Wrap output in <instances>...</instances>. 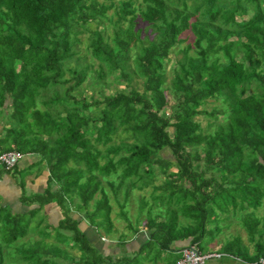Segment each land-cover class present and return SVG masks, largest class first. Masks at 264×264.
I'll use <instances>...</instances> for the list:
<instances>
[{
  "label": "trees",
  "instance_id": "obj_1",
  "mask_svg": "<svg viewBox=\"0 0 264 264\" xmlns=\"http://www.w3.org/2000/svg\"><path fill=\"white\" fill-rule=\"evenodd\" d=\"M84 31L92 62L70 69L82 60ZM115 72L125 88L103 94ZM88 75L85 97L78 89ZM0 122V155L20 156L0 173L23 156L46 173L41 194L20 195L35 206L13 214L0 206V264H175L188 246L220 255L203 264L263 257L264 215L255 212L264 205V0H0ZM135 190L140 211L130 222L125 202ZM51 202L63 218L42 227L38 213ZM235 214L252 252L238 235L205 252L204 239ZM84 221L119 253L100 252ZM138 223L145 237L126 251Z\"/></svg>",
  "mask_w": 264,
  "mask_h": 264
},
{
  "label": "rangeland",
  "instance_id": "obj_2",
  "mask_svg": "<svg viewBox=\"0 0 264 264\" xmlns=\"http://www.w3.org/2000/svg\"><path fill=\"white\" fill-rule=\"evenodd\" d=\"M111 14V11H108L107 12V15ZM250 15V13L247 14V17L248 18ZM126 23H123V25H125ZM94 25L91 24L90 25V29L92 28L93 29ZM110 24H108V22H103L102 25L100 26V30L103 31V32H106L108 35L110 34V31H111V28H110ZM150 30V29H149ZM147 33H144L142 32L140 35H141V38H143ZM87 36H88V32H82L78 35V38L80 39V43L76 46V49L79 51L78 53V56H81L82 60H80L79 62L75 63L74 61H70L67 65L68 68L70 69H73L74 67L76 66H80V65H84V64H87V63H91L92 62V59H91V56L89 55V52L87 51V49L85 48V44H86V40H87ZM151 37V36H150ZM184 43H182L180 46H183ZM180 55H176V56H173V55H170V60H169V63H167V65L165 66L166 69L168 70L173 61L175 60V57H179ZM95 64L96 62L94 63V67H95ZM117 75V72L111 74V75H106L105 76V86H104V90H103V94H108L114 90H123L125 87H124V84L123 82L121 83H115L114 82V77ZM90 76H92L90 74ZM167 76H170L169 73L167 72ZM64 79H69V76L68 74H65L64 76ZM88 82H91V78L88 76H86L85 80L83 81V83L80 85L78 91H81L82 94L85 96V97H88L89 95H91V91H89L88 88H86V84ZM73 82H68L67 84H65V87L71 85ZM75 93V92H74ZM93 97H99L98 95V92H96V90L93 92ZM212 102L209 101L208 104H206L204 106L205 110H209L210 107L212 106ZM197 119L200 123V126L201 127H204L205 124H206V119L203 117V116H197ZM0 127H1V122H0ZM28 159V157L26 156H23L21 160H19L15 166L17 172H11V176L14 178L15 182L19 184L20 186V195L22 194L23 198H30L31 196L29 195H34V193L29 189L30 187H27L25 185V179L26 177L28 176H31L33 174H36L38 173L40 176L43 175L42 179L40 180L41 181V189L43 188V184L42 182L44 181V173L42 171V166L44 165L43 163L41 164H36L33 163L32 167H35V170L34 169H31V170H24L23 167H21V164L22 162L26 161ZM27 162V161H26ZM36 169H38V171H36ZM163 175L159 174L157 170H155V180L153 182L154 185L156 184H159L162 180H163ZM112 178H110L109 180L113 181L115 180L113 176H111ZM104 181V180H103ZM22 182H23V185H22ZM44 183V182H43ZM40 189V190H41ZM150 188H146L145 191L143 190L142 193H144L146 195V197L148 196V194L150 193ZM139 192L138 190L136 191H131L130 192V195H129V198L128 200L125 202L126 205H125V210H127V214H128V217L130 219V222H134L135 221V217H136V214H137V211H140V209H138V203H137V198L139 196ZM41 194V193H40ZM98 194L95 195L93 201H91V203L89 204V208L93 205L95 199H97V196ZM14 197V196H13ZM13 199V198H12ZM12 199H4L3 202H7L9 203ZM67 203H64V206H66ZM3 205V204H0V206ZM17 204L15 202V199H14V202H13V205L11 207V214L13 213H19V212H23L25 210H27L28 208H32L33 206H35V204H32L30 207H26V204ZM114 208L112 209V212L110 214V216L113 218L115 217L114 214H116V212L118 211L117 207L113 206ZM9 212H10V208H9ZM158 212H161L163 213V208H161L160 210L159 209H153L152 210V213H158ZM69 214L72 215L74 218H76L77 216H79L78 212L76 210H71L69 211ZM264 215V205H262L260 207V209H258L256 212H255V216L256 217H261ZM38 217H43V220H44V223H41V226L44 227L45 224H49V225H52V226H56L55 224H53L51 222V218H55L54 220L52 221H56L57 219V223L63 218L62 215H61V212L60 210L58 209V207L54 204V202H51V203H48V205H46V207L44 208V206L41 208V210L39 211L38 213ZM117 218V217H116ZM141 222L142 218H139ZM37 219L34 218V221H36ZM34 221L30 223V226L29 228H31L34 224ZM116 222H114L118 229V234L119 233H122V231H125L124 229V221H122L121 219H117L115 220ZM88 223V222H87ZM87 223L84 221V225L82 226V231L83 233L85 234V236L87 237V239L93 243L96 248L102 252L103 254H117L119 253V249H115V250H111L109 252L106 251L105 249V241H106V238L107 237H104L101 235V239H99V237H97V235H95V233L93 232L92 229H88V225ZM135 225V224H134ZM85 226V227H84ZM136 226L138 228H141L142 231L139 232V234H135L133 239H132V244L130 246H125L126 248V251H130L131 249H135L137 247V245L139 244V242H141L144 237H145V231H144V227L142 226L141 223H138L136 224ZM221 228H218L220 230L219 234L215 237V236H208L204 239V243L206 244V247L204 248V251L207 252V251H213V249L217 248L218 245H220L221 243H223L226 239L230 238L231 236H234V235H238L241 239V243L245 246H247L249 252H252V246L251 244H249L248 242V239H247V236L243 230V227L241 226V222H240V215L239 214H235L234 216L228 218L224 223L221 224ZM215 228V225H210V229L214 232V229ZM117 235V232H115V235H113V239H115V236ZM31 237L30 235H27L26 238H29ZM26 238L22 239L21 242H25L26 241ZM35 238V237H34ZM127 241L130 240V238H132V236L127 232ZM108 239V238H107ZM112 239V238H111ZM114 241V240H113ZM20 242V243H21ZM185 244V243H184ZM202 244H203V240H202ZM110 245V247H113L111 244H108ZM63 249H65V251H67V256L71 257V256H77L78 253L76 251H73V250H70L67 246H61ZM128 249V250H127ZM222 262H228V263H232L230 260H226V259H223ZM156 264H162L161 261H158V263ZM208 264H219V262L216 263V260H211L208 262Z\"/></svg>",
  "mask_w": 264,
  "mask_h": 264
},
{
  "label": "crops",
  "instance_id": "obj_3",
  "mask_svg": "<svg viewBox=\"0 0 264 264\" xmlns=\"http://www.w3.org/2000/svg\"><path fill=\"white\" fill-rule=\"evenodd\" d=\"M28 157V159L24 162H22L21 167H23L24 170H31L34 169L35 167H32L33 163H35V158L31 157V156H26ZM29 166H31V168H29ZM13 172H17L16 168L12 170ZM12 171H8L7 173H0V204L1 207H7L8 209L10 208V212H11V207L13 205L14 199L15 202L17 204H20L19 198H20V186L18 183L15 182L14 178L11 176V172ZM36 171H38V169H36ZM44 175V183L43 184V188L41 189V179L43 177V175H39L38 173L33 174L31 176L26 177V181H25V185L27 187H30L29 189L34 193V194H40L43 192L45 186H46V173L45 170L42 168ZM23 185V182H22ZM41 189V190H40ZM14 196V197H13ZM12 199L9 203L7 202H3L4 199ZM48 205V204H47ZM21 206V205H20ZM46 207V205L44 206V208ZM12 213V212H11ZM55 218H51V222L53 224L57 223L56 221H52ZM101 239V238H99ZM220 264H236V263H228V262H224V263H220Z\"/></svg>",
  "mask_w": 264,
  "mask_h": 264
},
{
  "label": "built area",
  "instance_id": "obj_4",
  "mask_svg": "<svg viewBox=\"0 0 264 264\" xmlns=\"http://www.w3.org/2000/svg\"><path fill=\"white\" fill-rule=\"evenodd\" d=\"M19 157L20 156L16 153H6L0 155V163L4 165L5 169H10ZM219 256V254L215 253L200 255L194 247L190 246L181 251V258L175 264H203L208 258H218ZM258 263L264 264V255L259 259Z\"/></svg>",
  "mask_w": 264,
  "mask_h": 264
},
{
  "label": "clouds",
  "instance_id": "obj_5",
  "mask_svg": "<svg viewBox=\"0 0 264 264\" xmlns=\"http://www.w3.org/2000/svg\"><path fill=\"white\" fill-rule=\"evenodd\" d=\"M188 247H190V246H188ZM187 248V247H186ZM215 253V252H214ZM215 254H217V253H215Z\"/></svg>",
  "mask_w": 264,
  "mask_h": 264
}]
</instances>
